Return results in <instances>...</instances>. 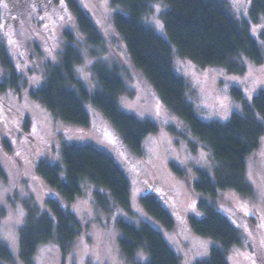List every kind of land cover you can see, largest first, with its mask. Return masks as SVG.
Returning a JSON list of instances; mask_svg holds the SVG:
<instances>
[{
	"label": "trees",
	"instance_id": "obj_1",
	"mask_svg": "<svg viewBox=\"0 0 264 264\" xmlns=\"http://www.w3.org/2000/svg\"><path fill=\"white\" fill-rule=\"evenodd\" d=\"M5 1L8 5L16 4L14 0ZM110 1L113 7L121 9L114 13V26L134 65L151 83L163 107L187 125L191 136L207 148L215 160L214 177L201 169L189 173L182 165L171 164V167L187 181L191 193L197 197L198 207L204 212L201 219L190 217L191 227L198 235L217 243L210 259L196 264H229L226 250L240 243L241 233L233 217L223 212L221 194L233 191L249 196L253 192L247 171L250 162L257 158L264 137V90H260L252 102L245 101L242 113L233 114L228 123L204 122L189 100L188 83L175 71L173 50L176 48L179 56L198 65L225 67L232 74H244L246 60L256 64L264 62L263 49L251 32V26L264 20V0H252L247 21L234 18L224 0ZM156 1L168 5L162 15L167 37L144 24V18L152 10L151 4ZM51 2L60 11L72 14L74 28L63 32L64 48L59 61L46 64L44 80L41 85L30 88L31 96L61 120L82 127L90 124L85 103L92 102L118 130L126 146L141 154L145 139L159 129L156 123L141 120L121 109L119 96L127 92L121 70L113 63H96L94 71L100 88L94 93L76 76V66L83 61V49L97 55V49L106 44L101 23L80 0H64L66 8L60 7L59 0H45L46 4ZM47 9L40 15L47 13ZM1 61L6 75L0 80V141L3 149L15 157L10 141L1 138L4 119L14 120L20 135L32 142L39 140L30 132L28 117L1 96L6 91L20 92L29 78L21 73L20 62L17 61L19 70L13 57L4 50ZM233 95L244 101L242 90L233 89ZM61 158L63 164L50 157L40 158L35 163V172L50 194L46 198L47 209L39 213L36 208H30L26 224L20 231V256L24 264H36L38 249L52 241L59 244L65 262L71 257L82 237L83 226L67 204L82 195L83 181L101 189L96 199L102 210L109 208L108 195L114 199L115 206L126 213L127 216L117 223L119 249L125 259L133 262L138 253L145 251L148 259L144 264H181L179 255L160 230L149 223L135 225L130 222L129 217L133 215L131 180L113 156L93 145L71 144L63 147ZM0 177L7 178L1 162ZM141 204L165 229L176 230L175 219L153 186H146ZM12 261L11 251L0 238V264Z\"/></svg>",
	"mask_w": 264,
	"mask_h": 264
},
{
	"label": "rangeland",
	"instance_id": "obj_2",
	"mask_svg": "<svg viewBox=\"0 0 264 264\" xmlns=\"http://www.w3.org/2000/svg\"><path fill=\"white\" fill-rule=\"evenodd\" d=\"M8 5L0 0V80L6 75L1 61V51L13 57V62L23 69V75L29 78L26 87L20 92L6 91L2 98L19 113L28 117L30 132L39 141L32 142L20 135L14 120L4 119L1 138H7L17 156L7 153L1 146L0 162L6 171L7 178L0 177V237L8 231L15 233V244L9 246L13 255L12 262L4 264H24L20 256V231L26 224L30 208L41 213L47 209L46 198L49 188L35 172V163L48 159L63 164L61 153L66 145H93L109 153L125 170L132 184L131 223H149L160 230L171 248L179 255L181 264H196L209 260L211 251L217 243L198 235L190 224V217L201 219L204 212L198 207L197 197L189 189L187 181L177 174L171 164L182 165L189 173L201 169L215 176V160L211 152L191 136L187 125L166 110L160 102L155 89L144 73L133 63L124 41L114 26V13L119 8L113 7L110 0H80L87 6L101 23L107 41L104 47L97 49V55L91 50L83 49V61L76 66V76L91 92L99 90L100 85L94 71L96 63L112 64L121 70L127 85V92L119 96L121 109L141 120H150L158 126L156 134L148 136L143 144L141 154L132 152L123 141L118 130L112 126L99 108L92 102L85 107L91 117L88 127L67 123L35 100L30 88L42 84L48 63H57L64 48L63 32L73 29L74 17L68 11H60L54 4L45 0H20ZM233 17L238 21L250 19L252 0H224ZM35 2V4H33ZM7 4V8L4 5ZM160 7L159 13L155 6ZM152 10L144 18V24L167 37L163 25V13L168 5L163 1L151 4ZM42 15L41 12L46 10ZM14 8H16L14 10ZM165 10V11H164ZM60 16L64 19L61 20ZM43 17L44 19H41ZM163 25L161 31L152 19ZM255 28V32L253 29ZM251 32L264 53V20H258L251 26ZM12 41V43H9ZM174 68L179 76L189 85L190 101L196 107L204 122L228 123L233 114L242 113L245 101H251L260 90H264V62L256 64L246 60L247 71L242 75L230 73L225 67L201 66L179 56L173 50ZM244 64V63H243ZM19 67V70H20ZM83 69V71H78ZM251 69V75H249ZM33 77L36 79L33 80ZM235 77L236 79H232ZM241 81H243L241 83ZM238 88L244 93V101L233 95ZM246 89L248 90L246 92ZM249 96L251 99H249ZM250 102V103H251ZM160 106V116L155 115ZM222 105H226L222 107ZM227 117V118H225ZM176 129L178 132H174ZM71 137V138H69ZM197 143L198 146L194 145ZM195 148V150H194ZM201 153L204 156H201ZM264 137L257 158L252 160L247 171L248 182L253 187L249 196H242L233 191L223 192V212L233 217V222L241 233V241L226 250L229 264H264ZM251 173L252 179H249ZM147 185L153 186L162 198L164 206L171 212L176 222V230L165 229L158 221L147 214L141 204V198ZM101 189L88 181L82 183V195L73 203L67 204L83 226L81 239L75 245L71 259L65 257L55 241L42 245L36 255L44 264H134L145 263L148 259L145 251L143 259L137 256L134 261L125 259L119 249L120 232L118 220L126 213L115 206L111 196L106 195L109 208L102 210L97 205L96 193ZM248 206L249 215H245L240 205ZM23 217H19L20 210ZM228 209V211H225ZM20 218L21 222L16 223ZM247 229V230H246ZM251 233V235H249ZM207 245L205 254L199 245ZM41 249H51L41 254ZM85 250L87 254H85ZM140 252V253H141ZM251 257V258H248ZM65 262V263H64Z\"/></svg>",
	"mask_w": 264,
	"mask_h": 264
},
{
	"label": "snow or ice",
	"instance_id": "obj_3",
	"mask_svg": "<svg viewBox=\"0 0 264 264\" xmlns=\"http://www.w3.org/2000/svg\"><path fill=\"white\" fill-rule=\"evenodd\" d=\"M59 3H60V7H61V8H66V5L64 4V0H59ZM4 7L7 8V4H5ZM155 9H156V12L159 13V11H160V7H159L158 5L155 6ZM41 19H44V18L41 17ZM60 19L63 20L64 17H63V16H60ZM151 22L154 23V24H155V25H156L161 31H163V25L160 23L159 20H157V19H155V17H153V19H152ZM253 31L255 32V28L253 29ZM9 43H12V41H9ZM18 67H19V66H18ZM78 71H83V69H79ZM249 75H251V69H250ZM35 79H36V78L33 77V80H35ZM232 79H236V78L233 77ZM242 82H243V81H241V83H242ZM247 91H248V90L246 89V92H247ZM249 99H251L250 96H249ZM222 107H225V108H226V105H222ZM155 115H156L157 117L160 116V106H159V104H158L157 107H156ZM225 118H227V117H225ZM69 138H71V137H69ZM16 155H19V153H16ZM262 155H264V153H262ZM201 156L203 157L204 154L201 153ZM249 179H250V180L252 179V177H251V173L249 174ZM240 208H241L242 211H244L245 215H249V214H250V212L248 211V206H247L246 204H241V205H240ZM225 211H228V209H225ZM23 215H24V213H23V210L21 209L20 212H19V217L22 218ZM20 218L17 219L16 223H20V222H21V219H20ZM260 227H264V225H260ZM246 230H247V229H246ZM249 235H251V233H249ZM0 238H2V239L6 242V244L9 245V246L14 245V244H15V241H16L15 233L12 232V231H8V232L4 233V234L2 235V237H0ZM262 243H264V241H262ZM199 248L202 249L203 251H197L196 255H202V254H205V253H206V250H207V245H206V244L201 243V244L199 245ZM50 251H51V249H41V254L43 255L45 252H50ZM85 254H87V251H86V250H85ZM137 255H138V257H140L141 259L144 258L142 252H141V253H138ZM248 258H251V257H248ZM70 259H71V257H70ZM38 260H39V264H44L42 258H38ZM81 264H83L82 261H81ZM186 264H187V262H186ZM252 264H255V260H254V259H253Z\"/></svg>",
	"mask_w": 264,
	"mask_h": 264
}]
</instances>
